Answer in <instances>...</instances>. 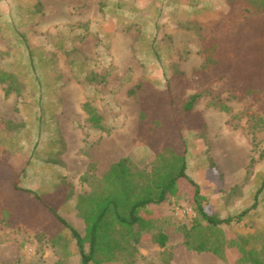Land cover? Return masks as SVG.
<instances>
[{"label":"rangeland","instance_id":"rangeland-1","mask_svg":"<svg viewBox=\"0 0 264 264\" xmlns=\"http://www.w3.org/2000/svg\"><path fill=\"white\" fill-rule=\"evenodd\" d=\"M246 4L0 0V68L13 74L20 88L5 95L0 84V192L12 191L16 173L22 188L52 200L57 192L53 206L83 234L77 197L97 187L121 158H128L133 170L149 172L156 153L169 144L184 152L186 173L198 184L208 215L234 217L249 207L264 180V157L259 158L264 150V37L253 36L256 22L245 13ZM212 38L222 43L221 66L201 69V48ZM176 70L182 74L173 76ZM221 74L225 76L219 79ZM204 90L184 113L189 96ZM86 102L100 116L99 127L88 122ZM222 104L229 110H222ZM219 110L228 117L226 131L217 132L223 127L218 125L212 138L205 118L216 128ZM260 118L262 127L252 131L251 124ZM229 147L252 156L244 179L235 185L226 182L210 155ZM63 186L72 193L62 203ZM178 188L177 195L142 213L155 228L142 233L134 264H239L228 245L227 262L184 246L181 228H189L196 215L194 187L179 179ZM49 217L39 211V227L28 228L23 219L10 226L0 214V248L13 246L19 252L7 264H78L69 230L52 245L49 238L59 229L46 227ZM219 228L228 241L264 231V188L240 222ZM157 229L167 235L170 255L150 241Z\"/></svg>","mask_w":264,"mask_h":264},{"label":"trees","instance_id":"trees-1","mask_svg":"<svg viewBox=\"0 0 264 264\" xmlns=\"http://www.w3.org/2000/svg\"><path fill=\"white\" fill-rule=\"evenodd\" d=\"M245 13L254 18L256 22L255 38L264 37V0H245ZM201 48L204 54V64L201 69H210L213 65L221 66L219 47L221 42L216 38L207 41ZM174 75H181L174 71ZM225 75L218 76L219 79ZM251 81L250 77L248 78ZM171 80L168 81V86ZM0 84L4 85V94L19 93L20 88L13 74L0 68ZM140 83L135 88L140 87ZM205 94V90L189 96L182 106V111L188 113L193 104ZM232 95L236 97V93ZM232 96V97H233ZM84 109L87 120L94 126H100L101 118L91 103L86 102ZM222 110H229L222 104ZM145 113L140 111L139 120L144 121ZM262 127L261 118L251 124V130ZM252 138V133H250ZM264 157V150L259 152V158ZM252 161V159H251ZM186 179L193 187L192 208L196 215L191 220L189 228L182 227L184 246L197 252H211L221 260L227 262L225 249H235L239 264H264V231H254L246 235H234L229 241L220 230L219 225L231 222H240L242 218L256 205L257 195L264 188V180L254 193V202L243 209L234 217L218 218L208 215L202 206L203 196L200 194L198 184L186 173V160L184 152H177L172 145L165 144L155 155L151 170H133L128 158H121L113 163L102 175L99 185L88 194L77 197V217L83 225V234L68 224L59 215L52 202L56 203L58 193L52 198H45L43 194L33 193L29 189L22 188L20 175L16 173L12 180V191L0 192V214L4 216V222L8 225L23 219L26 227L40 225L37 221L39 211H47L51 214L48 225H56L58 232L49 238L53 246H56L62 238V232L69 230L74 240L75 254L78 256V264H134L136 245L140 241L143 232H150L155 228L151 220L142 216L148 212L150 205H158L168 197L178 194V180ZM60 185H57V189ZM64 192L62 203L69 199L72 190L68 186L62 187ZM24 195V200L21 197ZM31 197H30V196ZM18 200V201H17ZM2 220V219H1ZM205 223V225H203ZM158 230V229H157ZM193 231V233H192ZM44 235V233H41ZM37 238L41 237L39 234ZM150 241L156 243L162 251L170 250L166 246L167 235L159 231L152 233ZM168 249V250H167ZM169 251V252H168ZM73 252V253H74ZM163 253V252H162ZM70 259V258H69Z\"/></svg>","mask_w":264,"mask_h":264},{"label":"crops","instance_id":"crops-1","mask_svg":"<svg viewBox=\"0 0 264 264\" xmlns=\"http://www.w3.org/2000/svg\"><path fill=\"white\" fill-rule=\"evenodd\" d=\"M220 113H222V115ZM219 114V121L218 123H216V128L213 127L215 126V124L212 122V119L205 118L207 130H209V135L211 134L212 138H215L214 135L216 133L218 125H222L223 127L220 128V131L217 132H222L223 134H225L226 131V121L228 117L225 113L222 112V110H219ZM255 135L258 137L260 133L256 132ZM260 141V143L264 145V142L261 139ZM250 154L251 152H237L230 147L227 151L223 150L222 152H210L212 161L215 163V166L220 172L225 173L226 182L232 185H235L236 183H239L244 179L247 166L249 165L252 159V156ZM12 247L13 246L0 248V264H7L16 261L19 252L17 251V253H15L11 249ZM205 254L211 255L215 259L219 260L216 255L209 253ZM56 259H58V257H54L52 263H55Z\"/></svg>","mask_w":264,"mask_h":264}]
</instances>
